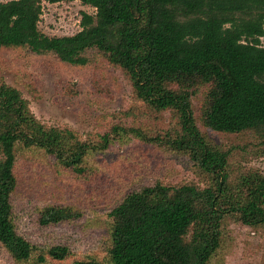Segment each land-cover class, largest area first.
I'll return each instance as SVG.
<instances>
[{"label": "trees", "instance_id": "1", "mask_svg": "<svg viewBox=\"0 0 264 264\" xmlns=\"http://www.w3.org/2000/svg\"><path fill=\"white\" fill-rule=\"evenodd\" d=\"M79 1L95 14L83 13L80 31L69 37L39 31L41 0L1 2L0 51L27 49L85 67L86 53L96 50L136 101L170 113L175 126L146 139L119 120L97 140H84L67 126L43 124L0 78V249L14 264L67 260L65 242L34 245L14 221L22 171L49 159L57 173L91 184L99 175L94 159L131 136L187 157L205 181L130 190L108 213L105 257L75 264H212L230 225L264 234V175L247 170L232 179L227 153L205 133H252L264 141V0ZM81 218L75 207L53 203L35 223L49 237Z\"/></svg>", "mask_w": 264, "mask_h": 264}, {"label": "rangeland", "instance_id": "2", "mask_svg": "<svg viewBox=\"0 0 264 264\" xmlns=\"http://www.w3.org/2000/svg\"><path fill=\"white\" fill-rule=\"evenodd\" d=\"M7 1L10 0L0 3ZM41 11L38 29L48 37L72 36L81 29L83 13L95 14L93 8L79 0H41ZM261 43L264 46V38ZM85 58V67H75L51 54L2 50L0 78L21 92L43 124L67 126L84 140H97L99 133L119 120L146 139L175 126L170 113L157 114L136 101L125 77L111 69L96 50L88 51ZM71 88H78L79 94L73 95ZM205 133L227 153L232 179L247 170L264 175L263 139L252 133ZM94 163L99 175L91 184L57 173L49 159L31 172L22 171V185L12 200L13 218L20 232L39 247L65 242L70 250L67 260L48 259L47 264H75L88 257L102 260L108 245V213L130 190L155 182L202 185L205 181L204 173L187 157L133 136L115 141ZM53 203L75 207L82 218L75 224L54 227L47 237L35 219L43 206ZM0 264H14L2 249ZM212 264H264V234L230 225Z\"/></svg>", "mask_w": 264, "mask_h": 264}]
</instances>
